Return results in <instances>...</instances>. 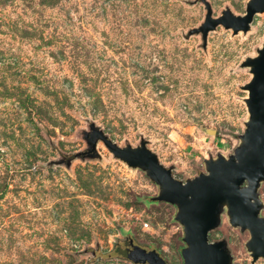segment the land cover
<instances>
[{"label":"rangeland","instance_id":"374dc122","mask_svg":"<svg viewBox=\"0 0 264 264\" xmlns=\"http://www.w3.org/2000/svg\"><path fill=\"white\" fill-rule=\"evenodd\" d=\"M205 2L218 17L247 0H0V264H133L132 245L183 264L176 207L102 142L88 157L86 137L146 141L183 182L233 153L248 118L240 64L264 43V13L203 48ZM258 193L264 217V182ZM248 239L225 215L209 234L233 264H252Z\"/></svg>","mask_w":264,"mask_h":264},{"label":"water","instance_id":"95a60500","mask_svg":"<svg viewBox=\"0 0 264 264\" xmlns=\"http://www.w3.org/2000/svg\"><path fill=\"white\" fill-rule=\"evenodd\" d=\"M205 8L204 22L194 30L195 34H201L203 48L208 33L217 26L231 30L234 35L246 34L255 15L264 13V0H247L242 15H235L227 8L220 16L213 17L206 2ZM240 67L248 69L251 79L242 86L248 92L244 100L248 118L239 143L228 157L204 159V172L192 179L184 182L176 179L172 170L164 167L147 147L146 141L138 146L121 147L94 126L86 137L88 157L99 158L96 146L102 142L115 159L143 171L157 186L154 201L176 207L174 219L182 228L185 245L180 252L183 264H233L227 243L209 240V234L220 226L224 215L230 226L248 233L245 248L252 264L264 259L263 203L258 193L264 182V43ZM127 259L133 264H167L155 250L147 251L135 245L128 250Z\"/></svg>","mask_w":264,"mask_h":264}]
</instances>
